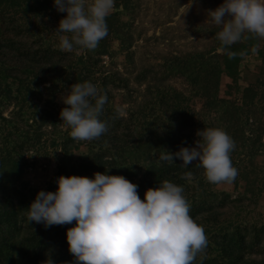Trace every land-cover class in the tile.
<instances>
[{
    "label": "rangeland",
    "instance_id": "1",
    "mask_svg": "<svg viewBox=\"0 0 264 264\" xmlns=\"http://www.w3.org/2000/svg\"><path fill=\"white\" fill-rule=\"evenodd\" d=\"M124 1L125 7L121 6V0H115L120 4L114 5L112 12L116 11L119 22L115 24L114 34L109 36L105 53L96 54V49L86 51L92 60L91 73L84 81H90L107 94V103L100 119L107 122L108 131L93 141L73 140L60 117L61 109L67 107L63 103V96L72 84L69 86L67 80L61 77L59 81L56 76L69 72L73 77L83 71L82 64L77 61L83 49L65 52L59 48V37L55 31L60 12L53 5L41 18H26L9 12L0 14L3 15L0 19V41L3 44L0 55L2 58L4 56L7 65L4 84L8 83L11 90L10 98H5L7 100L0 96V115L3 117L0 126L4 128L0 140L8 132L7 137L16 147L12 155L18 162H26L20 178L15 180L20 191H9L8 188L4 193L0 191V213L13 211L16 219L18 214L19 222L16 221L10 243L15 238L26 237L29 231L44 237V234H53L61 227L53 225L45 228L42 223L28 222L27 212L38 191L49 186L53 191L57 188L54 175L56 157L64 151V146L75 164L86 155L92 161L99 147L100 156L96 155L92 162H104L103 168L109 171L107 166L112 163L115 165L118 162L124 166L121 150L126 149L140 131L156 141L157 148H153L151 155L158 160L164 148L176 152L180 147H195L199 139L197 132L212 127L215 121L214 114L204 110L203 99L193 93V86L185 78L188 73V66H185L187 61L196 64L203 60L205 70L200 68L199 73L205 76H209L213 64L222 69V57L227 55L219 49L220 41L216 33L220 29L211 21L208 12L220 6L224 0ZM230 50L246 54L228 58V62L231 61L236 68L234 80L220 74L218 96L239 104L243 89L250 88L255 93L253 99L256 102L249 106L248 112L259 114L264 120V38L242 39ZM213 53L218 56L211 57ZM183 62L186 64L179 70ZM189 70V74H195L192 68ZM25 76L32 80L24 89L25 98L18 100L20 95H15L16 91L20 92L17 83ZM52 78H55L56 84L51 83ZM167 91L177 93V109L173 106V100L163 96L165 92L167 95ZM50 114L54 116L53 124L49 122ZM39 117L42 119L33 123ZM176 127L178 130H174L173 136H168L167 131ZM256 132L257 129L253 134ZM184 135L195 142L190 146ZM245 135H249L248 131ZM66 137L68 140L64 143ZM240 149L235 160L233 156L232 165L249 168L252 164L258 169L257 185L260 188L254 186L257 189L254 196L244 191V183L239 179L230 184L207 182L202 167L192 173L191 181L184 178L185 173L174 177L170 173L166 177L183 186L184 195L190 203V215L203 226L208 238L205 252L197 258L212 260L211 264L220 262L217 251L210 250L215 240L232 244L235 255L253 260L249 264H264V133L254 144L247 137ZM175 160L183 168V162L179 158ZM160 163L167 164L163 161ZM142 174L143 169L128 180L138 185V195L143 200L145 190L139 184ZM80 176L93 178L91 174L80 173ZM5 195L9 197L3 200ZM19 206L20 211L15 213ZM49 255L54 264H75L67 243L62 248L51 244L41 247L32 254L35 260L30 264H43Z\"/></svg>",
    "mask_w": 264,
    "mask_h": 264
},
{
    "label": "clouds",
    "instance_id": "2",
    "mask_svg": "<svg viewBox=\"0 0 264 264\" xmlns=\"http://www.w3.org/2000/svg\"><path fill=\"white\" fill-rule=\"evenodd\" d=\"M53 3L58 12L66 13L55 31L60 50L97 49L108 35L106 17L115 0ZM208 14L220 29L216 38L229 59L246 54L231 51L232 45L242 39L264 38V0H224ZM63 103L67 107L61 109L60 117L73 140H97L108 131L107 122L100 119L107 94L97 85L90 81L72 84ZM197 135L195 147H180L176 152L163 149L158 163L171 164L179 158L181 166L188 167L196 161L207 182L232 183L238 175L230 156L235 148L232 137L220 127L204 128ZM107 170L94 173L92 179L59 176L55 192H37L28 207V222L49 228L75 221L66 230L75 264H194L205 252L208 238L190 215L183 186L164 179L146 189L142 200L138 185L124 176L108 175ZM184 178L191 181L193 174L187 172ZM43 264L54 261L49 255Z\"/></svg>",
    "mask_w": 264,
    "mask_h": 264
},
{
    "label": "trees",
    "instance_id": "3",
    "mask_svg": "<svg viewBox=\"0 0 264 264\" xmlns=\"http://www.w3.org/2000/svg\"><path fill=\"white\" fill-rule=\"evenodd\" d=\"M124 2H125L124 0L123 1L121 0V6L123 7L126 6ZM118 4L120 3L118 2L115 3V6H117ZM53 5H54L53 0H0V14L9 12L13 15L18 13L21 16H25L26 18L29 17L41 18L52 9ZM58 16H59V20H61L66 16V13L60 12ZM2 17L3 15H0V19H2ZM118 22L119 19L117 17L116 11L112 12L108 17H106L108 35L103 40L100 41L99 46L95 51L96 54L100 55L105 53L106 45L108 44L109 41V36L110 34H114L115 24ZM1 45L3 44H1L0 41V46ZM219 49L221 50V43L219 45ZM86 51L87 49H83V53H81V55H79V58L77 59V61L81 63L83 66V67L81 66L83 68L82 73H78L73 77H70L69 72H66L64 76H61V74H59L58 76H56L59 81L61 79L62 80L65 79L69 82L68 85L70 86L71 84L80 83L85 80V78L91 73L90 62L92 60L89 54L88 53L86 54ZM221 53L227 55L222 50ZM212 55L211 57L214 58L218 56L217 53H213ZM3 58L0 55V96L5 99V98H10L11 90L8 89V85H7L8 83L4 84L6 77L4 73L7 65L4 62ZM222 61H223L222 69L218 67L217 64L211 65V69H210L211 71L210 73H208L209 76H205L206 74L199 73L200 68L204 69L205 61L201 60L198 61L196 64H194V62L187 61L188 63L185 66V68L188 66V73L185 78H187L190 81L191 86H193V93L196 96L203 99L204 110L206 112H212L214 114L215 121L212 127L223 128L234 140L235 148L230 153L231 161L233 163L232 160L233 156H235L234 158L235 160L237 154H239V152L242 150L240 149L241 145L244 144L247 137L252 142V144L260 140L261 133L262 134L264 133V120L261 119L259 114L253 115L248 112L249 106L251 104H255L254 102H256V100L253 99L255 93L251 91L250 88L243 89L239 104H237L232 99L222 98L218 96V85H219L220 74L223 73L226 77L230 78L231 80L232 79L234 80L233 74L236 72L235 66H233L231 61L228 62L229 61L228 56H223ZM184 64H186V62H183L181 64L179 70L183 69ZM263 65H264V61H263ZM51 66L52 64H50V67ZM23 68L26 69L27 66L24 65ZM189 68H192V70L195 71L194 75L189 74L191 73ZM262 70H264L263 67ZM31 74L32 73H30V75ZM55 78H52L53 79V81L51 82L52 84H56V81H54ZM31 80H28L27 76H25L23 79L18 80L17 85L19 87L16 88L17 90L19 89L20 92L16 91L15 93L17 97L20 95L18 97V100L20 99L23 100L25 98L24 89L27 88L29 83H31ZM33 83L35 84V82ZM61 86L64 87V85L62 84ZM163 96L168 97L171 101L173 100L172 101L173 106L175 108L177 107L176 106L177 105L176 98L178 97L177 93L167 91V95L165 92ZM0 108H1V104H0ZM181 111L183 113V109ZM49 116H51L49 122L53 124L54 120L52 119V117L54 116H52L51 114ZM0 119L1 121H3V117H1V115H0ZM41 119H42L41 117L34 119L33 123L36 120H41ZM202 121L203 119H201V124ZM255 129H257L258 132L253 134ZM174 130H178V128L176 127L173 130H168L167 135L172 137L173 133H175ZM247 131L249 134L248 136L245 135ZM3 132H4V128L0 126V135ZM141 132L142 131L139 132L137 138L134 141H132L130 145L126 147V149L123 148L121 150L122 152L121 158L124 163V166L122 163L119 164L118 162H115V165L114 163H112L110 164V166H107L110 168V170L107 171V173L110 172L109 175H121L128 180L131 177L135 176L138 172H140L141 169H143V174L139 181V184L141 186V189L146 190L148 188L157 187L159 182L166 179V177L168 178L167 175H169L170 173H173V177H174L176 174H180V173H187V172L193 173L197 168H200L198 162H192V164H190L188 167H183V168L180 167V164H178V161L176 160L173 161V163L171 164L167 163L166 165H162L160 162L158 163V160H156V158L153 155H151V151L153 150V148L154 147L157 148L156 141H152L150 136L143 135ZM7 134L8 132H5L3 134L4 136L0 140V191L3 190L2 192L4 193L5 188L6 189L8 188L9 191L14 190L16 192H19L20 188L16 186L15 180L20 178L21 171L23 167L26 166L25 164L26 162L24 160H20L18 162L15 156L12 155V153L16 151V147H14V145L12 146L11 140L7 137ZM183 137L186 136L184 135ZM66 138L67 139L64 140V143H67L66 140H68V137ZM166 140L167 139L164 140V143L166 142ZM186 140L188 141V144H190V146L195 142L193 140L188 139L187 137ZM162 146H163V142H161L160 144L161 148ZM63 148L64 151L61 152V155H58L56 157L57 165L55 167V173H54L55 179H57L59 176H65V177L71 175L80 176V173H84L85 175L91 174L93 175L94 178V173L97 172L102 173L103 171L104 172L106 171L103 168L104 162L103 164L98 163L96 161L92 162L96 158L95 157L96 155L100 156L98 155V152H100L99 147H97L98 151L95 152L92 161H89L88 160L89 157L86 155L82 159L79 158V160H77L76 163L77 165L73 161H71L69 153L66 152L67 147L64 146ZM89 150L92 151V149ZM132 160L135 163L132 162ZM235 168L238 170V175L234 181H236V179L242 180L244 183L243 184L244 191L248 192L250 196H254L256 193L255 190H257L254 189L255 188L254 186L258 187V189L260 188L259 185H257V181H258L257 176L259 172L258 169L254 167L252 164L249 168L240 167V166ZM254 183L256 185H254ZM56 189L53 191L51 189V186H49L43 191L55 192ZM7 197L9 196L5 195V198H3V200H6ZM1 204L2 203L0 201V205ZM15 210L16 211L14 212L18 213L20 211V206L17 207ZM12 212L13 211L6 210L0 213V264H30V261L35 260V258L32 257V254H35L38 250L41 249V247L51 244L54 246L56 245L59 248H62V246L65 243H67L66 230L70 227L75 226V221H73L72 224L61 225V227L58 228L59 230H56L55 233L44 234L45 238L37 235L36 232L33 233L32 231H29L26 237L23 236V237L15 238L13 242L10 243L14 237V234H12V232L16 229V221L18 220V214L16 219L15 216L13 217ZM18 222L19 220L17 221V223ZM230 237L233 238L232 236ZM231 245L232 244H229V242L224 243L221 240L214 241L213 244L214 247H211L210 250L217 251L216 256L220 261L218 264H249L250 262H253V260L251 259L250 261L243 259L241 255H235L234 249ZM32 251L34 253H32ZM210 261L212 260L205 261L201 257L200 259L196 258L194 264H211Z\"/></svg>",
    "mask_w": 264,
    "mask_h": 264
}]
</instances>
